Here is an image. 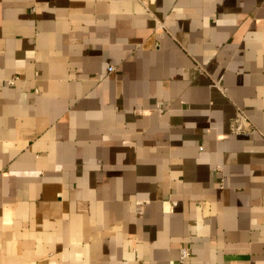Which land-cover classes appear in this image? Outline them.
<instances>
[{
	"label": "crops",
	"instance_id": "obj_1",
	"mask_svg": "<svg viewBox=\"0 0 264 264\" xmlns=\"http://www.w3.org/2000/svg\"><path fill=\"white\" fill-rule=\"evenodd\" d=\"M0 264H264V0H0Z\"/></svg>",
	"mask_w": 264,
	"mask_h": 264
},
{
	"label": "built area",
	"instance_id": "obj_2",
	"mask_svg": "<svg viewBox=\"0 0 264 264\" xmlns=\"http://www.w3.org/2000/svg\"><path fill=\"white\" fill-rule=\"evenodd\" d=\"M112 69L113 67L110 68V70ZM17 79H19V77H13L8 80V83L14 85ZM240 120L246 121L245 113L242 110L240 111V114L238 115L237 119L234 121V123H239L238 125L234 126L236 130H241L244 128ZM190 254L191 252L188 247H182L180 250L179 263H184V261L190 256Z\"/></svg>",
	"mask_w": 264,
	"mask_h": 264
}]
</instances>
